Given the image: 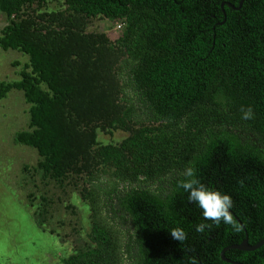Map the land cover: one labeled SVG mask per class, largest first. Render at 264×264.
<instances>
[{
    "label": "trees",
    "instance_id": "16d2710c",
    "mask_svg": "<svg viewBox=\"0 0 264 264\" xmlns=\"http://www.w3.org/2000/svg\"><path fill=\"white\" fill-rule=\"evenodd\" d=\"M239 2L64 0L67 18H24L25 9L47 0H0V50L28 57L19 80L0 82V100L17 90L29 106L28 131L14 142L37 151L33 170L43 180L111 176L81 188L90 232L63 264H188L189 257L229 264L223 249L264 238V1ZM44 16L46 31L36 22ZM96 17L123 23L115 42L83 33V20ZM118 51L128 68L109 89L103 77L110 64L91 61L105 54L113 64ZM241 107H251L254 118L241 119ZM97 121L129 136L97 146L94 129L85 130ZM188 166L201 183L231 196L241 231L223 223L195 231L211 221L177 188ZM41 201L36 215L44 224L40 208L48 200ZM174 227L187 233L183 243L171 238ZM224 257L264 264V245Z\"/></svg>",
    "mask_w": 264,
    "mask_h": 264
},
{
    "label": "rangeland",
    "instance_id": "374dc122",
    "mask_svg": "<svg viewBox=\"0 0 264 264\" xmlns=\"http://www.w3.org/2000/svg\"><path fill=\"white\" fill-rule=\"evenodd\" d=\"M50 13H61L64 18L70 14L64 0H47L43 8L34 4L25 9L22 16ZM83 21L84 34L104 35L110 43L121 35L114 22L105 18ZM36 22L46 27L43 31L49 27L47 16ZM5 24L6 18L0 12V30ZM118 53L113 64L111 59L105 60V54L91 61L98 65L110 64L109 72L103 77L109 89L120 84L118 74L128 68V59ZM27 62L28 57L20 52L0 50V82L19 80V72ZM28 108L21 91L12 90L0 100V264H63L74 247L87 242L90 232V209L80 195L81 188H95L98 182L110 180L111 176L100 172L91 181L70 176L61 184L43 180L40 172L33 170L39 160L37 151L14 142L17 132L28 131ZM90 128L94 129L97 146L119 144L129 136L124 128L110 129L98 121L85 130ZM24 166L29 167L28 171ZM42 197L48 200V204L40 208L45 210L44 224L36 215Z\"/></svg>",
    "mask_w": 264,
    "mask_h": 264
},
{
    "label": "clouds",
    "instance_id": "9594fccd",
    "mask_svg": "<svg viewBox=\"0 0 264 264\" xmlns=\"http://www.w3.org/2000/svg\"><path fill=\"white\" fill-rule=\"evenodd\" d=\"M241 119L251 120L254 112L251 107H241ZM183 179L177 181V188L186 192L190 203L196 204L202 212L203 221H211V224L201 222L195 225V231L203 234L206 229H211L213 225L219 226L221 223L228 225L233 232L242 230V225L236 221L231 209L234 206L230 195L211 189L201 183L196 176L194 166L184 169ZM172 239L183 243L187 239V233L180 227L168 230ZM188 264H199L196 257H189Z\"/></svg>",
    "mask_w": 264,
    "mask_h": 264
},
{
    "label": "water",
    "instance_id": "95a60500",
    "mask_svg": "<svg viewBox=\"0 0 264 264\" xmlns=\"http://www.w3.org/2000/svg\"><path fill=\"white\" fill-rule=\"evenodd\" d=\"M244 0H240L239 2V7L242 5ZM264 1V0H263ZM223 5H221L222 7ZM238 7V8H239ZM238 221V219H236ZM264 245V238L261 239L259 242H257L255 245H250L248 243V240L247 238H245L240 244L238 245H233V246H229V247H226L225 249H223L220 253V256H221V259L226 262V263H229V264H240V263H237V262H232L228 259H226L224 257V252L227 251V250H230V249H233V250H237V251H242V252H252V251H255L259 248H261L262 246Z\"/></svg>",
    "mask_w": 264,
    "mask_h": 264
},
{
    "label": "built area",
    "instance_id": "2783aa9c",
    "mask_svg": "<svg viewBox=\"0 0 264 264\" xmlns=\"http://www.w3.org/2000/svg\"><path fill=\"white\" fill-rule=\"evenodd\" d=\"M114 25H115V29L119 32L122 29L123 23L122 22H116V23H114Z\"/></svg>",
    "mask_w": 264,
    "mask_h": 264
},
{
    "label": "flooded vegetation",
    "instance_id": "af4514ba",
    "mask_svg": "<svg viewBox=\"0 0 264 264\" xmlns=\"http://www.w3.org/2000/svg\"><path fill=\"white\" fill-rule=\"evenodd\" d=\"M257 250H258V249H257ZM255 251H256V250H255ZM239 252H240V253H248V254L250 253V252H242V251H239ZM252 252H254V251H252Z\"/></svg>",
    "mask_w": 264,
    "mask_h": 264
}]
</instances>
